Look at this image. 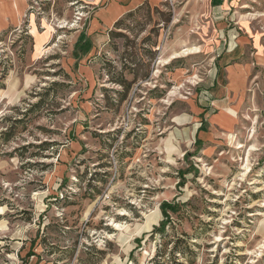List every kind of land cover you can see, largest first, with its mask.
<instances>
[{"label": "rangeland", "instance_id": "374dc122", "mask_svg": "<svg viewBox=\"0 0 264 264\" xmlns=\"http://www.w3.org/2000/svg\"><path fill=\"white\" fill-rule=\"evenodd\" d=\"M9 2L22 9L0 32V264H264V0L222 19L210 0H147L93 37L104 0ZM239 35L252 68L216 106L217 54ZM204 102L210 156L194 141ZM166 200L179 210L157 231Z\"/></svg>", "mask_w": 264, "mask_h": 264}, {"label": "crops", "instance_id": "0c3cea01", "mask_svg": "<svg viewBox=\"0 0 264 264\" xmlns=\"http://www.w3.org/2000/svg\"><path fill=\"white\" fill-rule=\"evenodd\" d=\"M3 1L0 0V32L9 29L11 26H16L15 21L17 20L18 15L20 14V10L22 8L16 7L12 3L10 5L3 4ZM147 0H104L105 6L101 7L96 12V15L91 20V28L88 35L93 37V34L98 31L101 32L100 28L108 29L112 27L117 20L122 18L126 13L135 10L136 8L143 5V3ZM244 0H210V8L213 13L214 18L222 19L225 15L231 14L236 8H241ZM108 15V16H107ZM107 16V20L105 18ZM227 17H225V21L220 22L221 24V32L225 33L230 37L234 32V28H226L230 25V22H226ZM219 28V29H220ZM224 29V30H223ZM233 37H235L233 35ZM93 39V38H92ZM37 39L35 40L36 46ZM93 43L95 45V40L93 39ZM224 44V49L221 50L217 55V62L220 65V73L215 75L216 78V88L218 90V94H215L213 97L214 104L218 106V103H222L227 101L226 95L227 90L231 92V95L235 93L241 94V91L244 89L246 85V80L248 78L249 70L252 68V62L249 61V58L246 54V41L241 39L239 35L237 39H228L225 38L222 40ZM213 85L215 82L213 81ZM217 96L222 97L218 99ZM200 111H204V116L208 120L209 124L206 125L207 131L205 130H197L195 133L194 141L197 138H201L203 140V152L205 156H210L209 147H215L216 145L212 144V141L216 138L211 132L212 126H215L211 120L210 105L208 102L202 103L200 106ZM199 111V112H200ZM205 119V120H206ZM202 122V121H201ZM197 135V136H196ZM214 143V142H213Z\"/></svg>", "mask_w": 264, "mask_h": 264}, {"label": "trees", "instance_id": "16d2710c", "mask_svg": "<svg viewBox=\"0 0 264 264\" xmlns=\"http://www.w3.org/2000/svg\"><path fill=\"white\" fill-rule=\"evenodd\" d=\"M128 14H131V12H128ZM122 21V19L120 18L119 20H117L115 22V24H120ZM93 48V43L91 38L86 34L83 36V34H80L79 40L76 42L75 44V50H79L84 54H88L91 49ZM113 81L119 82L120 84H122L123 86H125L126 89L129 88V83L128 80L126 78H112ZM196 144L197 145H202L203 144V140L201 138H197L196 140ZM161 209L163 214L165 215V219L161 222L160 226L155 227V229H157V231H163L168 223V221L170 220V214L169 211H173V212H177L179 210V205L176 203H172L170 201H163L161 203ZM179 248H176L175 250H178ZM133 253V252H132ZM34 252H30L29 255H34Z\"/></svg>", "mask_w": 264, "mask_h": 264}, {"label": "bare ground", "instance_id": "6f19581e", "mask_svg": "<svg viewBox=\"0 0 264 264\" xmlns=\"http://www.w3.org/2000/svg\"><path fill=\"white\" fill-rule=\"evenodd\" d=\"M191 52H194L192 51V49H189L187 50V53H191ZM153 215V213H152ZM152 215H149L146 219V223H145V226L144 228L147 229V228H150L151 224H152V221H153V216Z\"/></svg>", "mask_w": 264, "mask_h": 264}]
</instances>
